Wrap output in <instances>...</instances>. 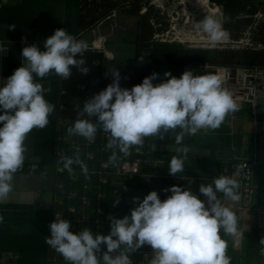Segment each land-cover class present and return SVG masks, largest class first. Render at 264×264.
<instances>
[{
	"label": "clouds",
	"instance_id": "obj_1",
	"mask_svg": "<svg viewBox=\"0 0 264 264\" xmlns=\"http://www.w3.org/2000/svg\"><path fill=\"white\" fill-rule=\"evenodd\" d=\"M8 28L14 30L16 26ZM195 28L211 43L230 39L222 22L211 15L197 22ZM88 47L86 41L77 40L64 28H58L44 41L45 51L35 44L22 49L26 63L0 87L3 113L0 114L3 125L0 127V201L13 191L15 174L25 163L29 133L45 128L55 110V105L45 99V90L35 77L42 79L54 73L67 80L73 68L86 74L88 68L83 55ZM111 72L113 82L83 104L78 118L67 129L69 136H79L89 142H95L98 130L106 133V148L112 150L109 163L117 162V150L130 155V150L141 146L146 137L164 139V134L172 131L175 150L184 154L170 160L169 174L176 176L185 168L188 148L179 147L184 137L200 130L217 129L230 113L239 111V104L223 87V77L219 74L194 75L186 70L176 78L171 72H165L164 76L169 78L154 85L158 74L153 72L142 83L128 89L120 86L119 72ZM85 115L88 118H79ZM74 164L87 176V165L78 154L64 158L63 167L69 173L73 172ZM31 171H35V165ZM238 175L239 172L233 176L220 175L213 178L212 184L200 185L199 192L207 198V207L191 188L177 185L164 189L171 195L163 201L155 190L142 201L134 197L133 202H138V206L131 209L130 215L123 218L109 215L107 234L94 233L87 227L74 233L70 231V221L55 214V220L49 224L51 234L45 242L67 264H133L131 256L145 245L152 249L148 264H231L228 242L222 238L221 231L234 238L242 233L236 213L225 206L218 193L239 202ZM117 204L118 199L113 201V206ZM260 243L264 245V239ZM261 254L264 255V248Z\"/></svg>",
	"mask_w": 264,
	"mask_h": 264
},
{
	"label": "crops",
	"instance_id": "obj_2",
	"mask_svg": "<svg viewBox=\"0 0 264 264\" xmlns=\"http://www.w3.org/2000/svg\"><path fill=\"white\" fill-rule=\"evenodd\" d=\"M167 1L152 0L160 9L165 7ZM208 1L212 8L217 9L214 17L229 32V24L236 19L232 9L234 3L230 0ZM80 3L81 0H0V48L4 51L1 55L0 87L18 67L26 63L21 55L22 49L35 44L45 51L44 41L58 28H64L77 40H84L88 44L99 36H105L106 50L101 51L99 57L103 66L114 71L122 64L134 62L132 68L119 73L120 86L128 89L142 83L153 72L158 74L154 85L169 78L164 76L165 72H171L176 78L181 77L186 70H191L194 75L212 74L211 67L216 65L209 62L210 58L217 48L231 42L230 39L223 43L174 39L155 41L150 50L143 51L138 57L137 16L116 14L83 33L79 27ZM203 4L206 9L207 0H197L202 13ZM262 15L257 19H262ZM201 16L204 18V14ZM13 24L16 28L9 30L8 26ZM35 79L42 84L45 99L55 105V110L49 116V124L45 128H36L29 133L25 163L15 174L13 191L7 199L0 201V264H67L61 258L53 262L50 247L45 242L46 237L50 236L63 78L51 73L42 79ZM112 82L113 77L109 84ZM237 103L239 111L230 113L219 128L200 130L195 135L184 137L179 147L187 146L188 152L184 160L185 168L180 173L212 172L228 168L235 160L252 161L254 192L249 203L253 207H264V112L259 109L254 113L249 105ZM77 105L79 102H74L71 108ZM0 114H3L2 111ZM144 147L151 157L164 160L166 166H169L173 156H184L183 152L175 150L177 145L172 131L165 133L164 139L147 137ZM33 165L35 171H31ZM201 184L204 183H184L181 187L191 188L194 194L205 201L207 207V198L199 192ZM171 186L173 184L165 180L157 184H147L142 179L128 182L121 198V218L130 215L131 209L138 206V202H133L134 197L142 201L149 192L155 190L163 201L171 195L164 189ZM218 196L225 206L236 213L238 229L242 233L234 238L221 231L222 238L228 242L227 254L231 264H264V255L261 254L264 245L260 243L264 239V232L256 227L254 210H239L237 202L224 198L222 193H218ZM131 258L139 259L141 256L134 253Z\"/></svg>",
	"mask_w": 264,
	"mask_h": 264
},
{
	"label": "built area",
	"instance_id": "obj_3",
	"mask_svg": "<svg viewBox=\"0 0 264 264\" xmlns=\"http://www.w3.org/2000/svg\"><path fill=\"white\" fill-rule=\"evenodd\" d=\"M165 10L166 7L162 9L163 12ZM115 15L116 13H113L111 16ZM255 16L261 18L263 15L258 13ZM171 26L170 24L169 29L165 32L156 33L154 42L171 40ZM106 41L105 36H99L94 42L88 44V49L105 51ZM239 43H250L248 33ZM211 70L212 74H219L223 77V87L231 92L236 102L249 105L254 113L259 109L264 112V67L259 65L250 67L216 65L212 66ZM82 108L83 104L81 103L74 109L71 108V104L63 101L59 105L51 222L55 220V214H60L62 218L70 221V231L74 233L86 227L94 233H103L110 226L109 215L121 218V198L127 190L128 182L142 179L147 184H157L160 180H165L177 186L198 182L208 185L212 184L214 177L233 176L234 173L239 172L236 179L240 184L241 199L237 202V207L239 210H254L256 227L264 232V207H253L249 203L250 196L254 192L252 161L235 160L226 169L193 174L177 173L176 176H173L169 174V166L165 165L164 160L151 157L142 144L134 146L130 150V155H124L117 150V162L109 163L112 150L106 148L108 136L102 130H98L95 142H89L79 136L68 135L67 129L74 124L78 118L79 110ZM79 118L88 117L85 115ZM77 154L87 165V176L77 164L72 166V173L63 167L65 157H74ZM116 199L119 200V204L113 206V201ZM102 249L105 250L106 247L102 246ZM50 251L53 262L59 261L60 258L64 260L51 247ZM135 254H139L141 258H131L133 264H146V260L152 256V249L145 245Z\"/></svg>",
	"mask_w": 264,
	"mask_h": 264
},
{
	"label": "trees",
	"instance_id": "obj_4",
	"mask_svg": "<svg viewBox=\"0 0 264 264\" xmlns=\"http://www.w3.org/2000/svg\"><path fill=\"white\" fill-rule=\"evenodd\" d=\"M230 2L234 3L232 9L236 17L228 26L231 42L217 48L209 62L230 67L253 65L264 67V17L262 19L255 17L259 11L264 14V0H230ZM113 13L138 17L136 37L138 57L143 51L151 49L156 33L165 32L170 27L166 13L157 8L152 0H81L79 19L81 32L91 30ZM247 33L250 36V43H239ZM99 57V51L88 49L83 55L88 72L83 74L73 68L71 77L67 80L63 79L61 98L63 102L84 104L109 85L113 77L112 70L103 66L99 62ZM133 63L122 64L116 71L120 73L132 68ZM146 141L147 137L143 146L146 145ZM109 231L110 226L107 227L105 234Z\"/></svg>",
	"mask_w": 264,
	"mask_h": 264
},
{
	"label": "rangeland",
	"instance_id": "obj_5",
	"mask_svg": "<svg viewBox=\"0 0 264 264\" xmlns=\"http://www.w3.org/2000/svg\"><path fill=\"white\" fill-rule=\"evenodd\" d=\"M203 6V13L199 6H197V0H168L165 4L166 10L164 11L172 25L170 28L171 39L184 40L187 42L192 41H205L206 35L202 31H198L195 28L197 22L203 20L205 16H215L217 9L214 10L207 0L206 9ZM168 10V12H167ZM204 18H200L199 16ZM174 27V28H173ZM173 28V29H172ZM174 34H177L174 35Z\"/></svg>",
	"mask_w": 264,
	"mask_h": 264
},
{
	"label": "water",
	"instance_id": "obj_6",
	"mask_svg": "<svg viewBox=\"0 0 264 264\" xmlns=\"http://www.w3.org/2000/svg\"><path fill=\"white\" fill-rule=\"evenodd\" d=\"M2 53H4V51H2L0 48V75H1V55H2Z\"/></svg>",
	"mask_w": 264,
	"mask_h": 264
},
{
	"label": "bare ground",
	"instance_id": "obj_7",
	"mask_svg": "<svg viewBox=\"0 0 264 264\" xmlns=\"http://www.w3.org/2000/svg\"><path fill=\"white\" fill-rule=\"evenodd\" d=\"M216 8H214V10H215Z\"/></svg>",
	"mask_w": 264,
	"mask_h": 264
}]
</instances>
